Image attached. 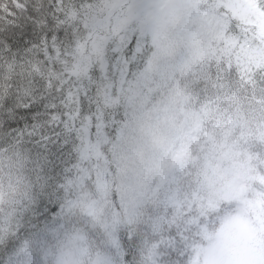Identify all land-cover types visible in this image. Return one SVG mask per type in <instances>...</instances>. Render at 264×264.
<instances>
[{"label": "snow or ice", "instance_id": "snow-or-ice-1", "mask_svg": "<svg viewBox=\"0 0 264 264\" xmlns=\"http://www.w3.org/2000/svg\"><path fill=\"white\" fill-rule=\"evenodd\" d=\"M0 264H264V0H0Z\"/></svg>", "mask_w": 264, "mask_h": 264}]
</instances>
